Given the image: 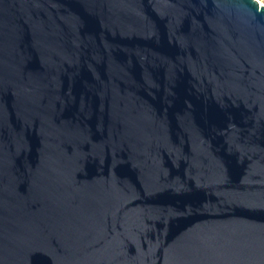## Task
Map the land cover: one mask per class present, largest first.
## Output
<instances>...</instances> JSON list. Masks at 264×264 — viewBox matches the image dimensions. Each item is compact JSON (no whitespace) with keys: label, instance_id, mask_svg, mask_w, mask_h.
I'll use <instances>...</instances> for the list:
<instances>
[{"label":"water","instance_id":"water-1","mask_svg":"<svg viewBox=\"0 0 264 264\" xmlns=\"http://www.w3.org/2000/svg\"><path fill=\"white\" fill-rule=\"evenodd\" d=\"M0 264H264V5L0 0Z\"/></svg>","mask_w":264,"mask_h":264},{"label":"built area","instance_id":"built-area-1","mask_svg":"<svg viewBox=\"0 0 264 264\" xmlns=\"http://www.w3.org/2000/svg\"><path fill=\"white\" fill-rule=\"evenodd\" d=\"M259 5H264V0H256Z\"/></svg>","mask_w":264,"mask_h":264}]
</instances>
